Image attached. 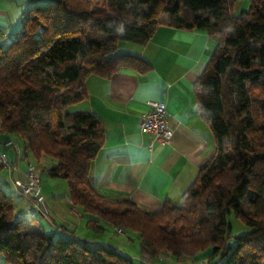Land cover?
Here are the masks:
<instances>
[{
    "label": "trees",
    "instance_id": "1",
    "mask_svg": "<svg viewBox=\"0 0 264 264\" xmlns=\"http://www.w3.org/2000/svg\"><path fill=\"white\" fill-rule=\"evenodd\" d=\"M26 1L33 5L20 31L0 47V133L18 137L15 156L29 154L41 177L65 180L71 202L89 215L87 228L104 231L100 220L137 233L139 264H161L164 257L188 264L207 249L208 264L215 257L223 264H264V99L254 95L264 88V0H249L238 15L237 0ZM161 24L203 29L216 40L194 85L215 151L179 203L166 200L148 210L94 187L90 165L103 126L94 113L69 107L87 98L90 74L148 70L142 57L116 53L117 44H145ZM26 201L30 211L47 215ZM230 213L249 231L232 236ZM29 219L15 215L13 196L0 185V253L11 264H134L113 245Z\"/></svg>",
    "mask_w": 264,
    "mask_h": 264
},
{
    "label": "crops",
    "instance_id": "2",
    "mask_svg": "<svg viewBox=\"0 0 264 264\" xmlns=\"http://www.w3.org/2000/svg\"><path fill=\"white\" fill-rule=\"evenodd\" d=\"M2 15H7L4 10ZM4 34L11 37L0 32V47L5 46ZM216 45V40L203 29L161 24L145 44L128 41L117 44V50L121 46L117 53L142 57L150 65L148 70L123 67L108 77L97 74L86 77L87 98L80 109L94 113L103 126L102 144L90 165L92 183L98 191L111 198H130L148 210L159 209L166 200L180 202L200 165L215 151L214 136L200 114L194 85ZM148 101L165 103L173 129L166 146H157L150 134L140 128ZM13 140L19 141L16 136L0 133V150L19 167L10 174L11 181L7 179L4 184L11 189L15 215L25 220L36 216L47 229L55 227L57 233H63L57 225H64L77 237L85 238L79 230H90L86 226L89 215L71 202L65 180L59 183L47 176L52 187L47 186L46 190L42 186L46 216L28 209L17 185L25 180L23 171L33 157L15 156L10 147L17 143ZM57 184L63 188H56ZM160 263L173 264L174 260L164 257Z\"/></svg>",
    "mask_w": 264,
    "mask_h": 264
},
{
    "label": "rangeland",
    "instance_id": "3",
    "mask_svg": "<svg viewBox=\"0 0 264 264\" xmlns=\"http://www.w3.org/2000/svg\"><path fill=\"white\" fill-rule=\"evenodd\" d=\"M42 2V1H41ZM43 3V2H42ZM33 4L32 2L25 1V0H0V21L6 22V23H0V32H5L8 35L14 36L18 31H20L21 24L23 21L24 16L27 13V10L29 7H31ZM249 7V0H237L234 5V13L239 14L241 11L247 10ZM2 10L6 12L7 15H2ZM168 17L167 13H162L160 15V20L165 21ZM8 20V24H7ZM119 43V42H118ZM121 50V46H118V50L116 49V53ZM254 95L257 99L261 98L264 99V88L259 87L254 91ZM80 106H82V101L77 102L69 107L71 111H77L81 110ZM14 142L16 140H13ZM17 144V143H16ZM13 144L10 147L15 151V145ZM0 152H2L0 150ZM33 163V162H31ZM35 164V163H33ZM9 179L11 181L10 174L7 169L0 167V184L1 186H5V182ZM46 179V180H45ZM42 180V186L46 188L47 186L52 187V183L48 180L47 175L43 174L41 177ZM59 183H62V179H58ZM47 183V184H46ZM56 184L53 185V188H55ZM6 190L10 191L11 189L9 187H4ZM58 189H62L63 186L61 184H57ZM79 208V206L77 205ZM229 220L232 224V230L231 234L232 236H239L247 231H249V227L246 226L240 218H238L234 213H230L228 215ZM30 220V219H29ZM102 226L104 227V231L102 232H95L94 230H88L86 228H82L79 230V232H82L85 236V238H90L92 240H99L98 242L103 244H113L115 247L119 248V250H122L126 254H129L133 260L134 264L138 263V256H139V250H140V243H139V236L137 233L131 231V230H124L123 233H116L113 229L112 225L102 223ZM232 243V241L230 242ZM209 256V251L202 250L198 252L194 257L188 260V264H208L207 259ZM212 264H223V261L219 258H214ZM0 264H11L6 259L5 255L0 253ZM152 264V263H149Z\"/></svg>",
    "mask_w": 264,
    "mask_h": 264
},
{
    "label": "built area",
    "instance_id": "4",
    "mask_svg": "<svg viewBox=\"0 0 264 264\" xmlns=\"http://www.w3.org/2000/svg\"><path fill=\"white\" fill-rule=\"evenodd\" d=\"M4 39L7 35H3ZM141 130L151 136V140L157 146H166L170 143L173 129L168 121L165 103L161 101H148V109L141 115ZM16 154H20V148L15 145ZM0 167L8 170L9 174L18 171L19 167L11 162L4 152H0ZM25 180L18 183L19 193L31 203L35 209H40L43 202L41 175L37 166L27 163L23 171ZM118 233L121 229L115 228Z\"/></svg>",
    "mask_w": 264,
    "mask_h": 264
},
{
    "label": "clouds",
    "instance_id": "5",
    "mask_svg": "<svg viewBox=\"0 0 264 264\" xmlns=\"http://www.w3.org/2000/svg\"><path fill=\"white\" fill-rule=\"evenodd\" d=\"M118 32L123 33L124 29L123 26H121L119 29H117Z\"/></svg>",
    "mask_w": 264,
    "mask_h": 264
}]
</instances>
